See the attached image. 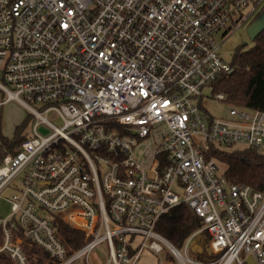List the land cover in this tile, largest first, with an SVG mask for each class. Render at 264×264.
<instances>
[{"label": "built area", "instance_id": "built-area-1", "mask_svg": "<svg viewBox=\"0 0 264 264\" xmlns=\"http://www.w3.org/2000/svg\"><path fill=\"white\" fill-rule=\"evenodd\" d=\"M262 10L264 0H0V105L16 99L36 119L0 161L11 202L0 251L35 264L28 240L55 264H93L100 244L104 264H137L144 251L158 264H264V187L230 181L207 157L264 151V110L202 109L206 88L225 100L213 83L234 66L220 47ZM181 203L203 220L185 253L156 230ZM53 215L83 232L80 246L57 235ZM203 231L214 257L192 259Z\"/></svg>", "mask_w": 264, "mask_h": 264}, {"label": "trees", "instance_id": "trees-1", "mask_svg": "<svg viewBox=\"0 0 264 264\" xmlns=\"http://www.w3.org/2000/svg\"><path fill=\"white\" fill-rule=\"evenodd\" d=\"M231 64L234 66L233 71L215 80L214 91H222L225 94L224 101L232 106L264 110V29L255 37L252 46L235 52ZM26 137L16 132L14 137L4 138V145L0 146V161L4 155L14 153ZM207 157H216L225 164V176L230 181L251 185L256 189L264 187V151L250 147L231 150L213 147ZM52 222L57 235L67 245L78 247L83 243V232L61 216L53 215ZM202 224V218L190 206L181 203L160 217L156 230L175 246L181 247ZM2 238L0 228V242ZM196 240L201 248L199 257L206 260L213 258L208 248L209 234L203 231L197 235ZM23 245L35 264H55L42 248L31 245L28 240H24ZM0 264L18 263L6 252L0 251Z\"/></svg>", "mask_w": 264, "mask_h": 264}, {"label": "rangeland", "instance_id": "rangeland-1", "mask_svg": "<svg viewBox=\"0 0 264 264\" xmlns=\"http://www.w3.org/2000/svg\"><path fill=\"white\" fill-rule=\"evenodd\" d=\"M249 9L250 7H247L245 12H247ZM256 14L257 11H255L243 25L238 27L235 32H233L220 47L221 55L227 61L231 62L235 52L238 49H247L248 47L252 46L253 40L250 36L248 27L251 29L252 25H254V28L264 25V10H262L257 16ZM223 32L224 31L215 35L218 43L222 40L221 34ZM212 91L213 90L211 88L205 89V96L202 102L203 111L205 112V110H207L215 117H226L229 114L232 105L227 103L226 101L215 99L212 95ZM4 97L5 96L0 91V100H2ZM55 116V112L53 111L48 114V117L51 120L60 124V121L56 119ZM35 120L36 119L31 115L28 108L16 99H11L4 105H0V146L4 145V138L14 137L16 132H20L21 134H24L26 136L33 134V125ZM37 131L41 135H48L51 132V130L44 124H40L37 128ZM243 148V146L237 147V149ZM12 193V191L7 190L4 192V195L10 196L12 195ZM10 211L11 202L6 200L5 198L0 199V218L5 217L7 214H9ZM186 243L183 246L179 247V249L183 253H185ZM199 251H201L200 244H198L196 238H193L188 243V256L192 259H196L197 253H200ZM108 256L109 249L105 244H100L93 250L90 258L93 264H104L107 261ZM137 264H158V257L153 252L144 251Z\"/></svg>", "mask_w": 264, "mask_h": 264}, {"label": "water", "instance_id": "water-1", "mask_svg": "<svg viewBox=\"0 0 264 264\" xmlns=\"http://www.w3.org/2000/svg\"><path fill=\"white\" fill-rule=\"evenodd\" d=\"M264 28V25L254 28V25H252L251 29L249 30L250 36L252 40L255 39V37L260 33V31Z\"/></svg>", "mask_w": 264, "mask_h": 264}, {"label": "crops", "instance_id": "crops-1", "mask_svg": "<svg viewBox=\"0 0 264 264\" xmlns=\"http://www.w3.org/2000/svg\"><path fill=\"white\" fill-rule=\"evenodd\" d=\"M248 29L250 30V28L248 27Z\"/></svg>", "mask_w": 264, "mask_h": 264}]
</instances>
